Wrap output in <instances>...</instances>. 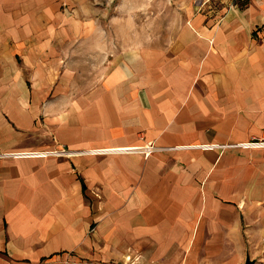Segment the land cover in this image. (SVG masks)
<instances>
[{
    "label": "crops",
    "instance_id": "0c3cea01",
    "mask_svg": "<svg viewBox=\"0 0 264 264\" xmlns=\"http://www.w3.org/2000/svg\"><path fill=\"white\" fill-rule=\"evenodd\" d=\"M93 3L0 0V155L74 153L0 157V264H264V0L122 47Z\"/></svg>",
    "mask_w": 264,
    "mask_h": 264
},
{
    "label": "rangeland",
    "instance_id": "374dc122",
    "mask_svg": "<svg viewBox=\"0 0 264 264\" xmlns=\"http://www.w3.org/2000/svg\"><path fill=\"white\" fill-rule=\"evenodd\" d=\"M94 1V0H93ZM198 0H97L89 18L101 20L109 41L118 36L120 45H132L128 36L135 34L166 37L175 32L177 24ZM87 16V15H86ZM142 39V38H141ZM137 43V42H136Z\"/></svg>",
    "mask_w": 264,
    "mask_h": 264
},
{
    "label": "built area",
    "instance_id": "2783aa9c",
    "mask_svg": "<svg viewBox=\"0 0 264 264\" xmlns=\"http://www.w3.org/2000/svg\"><path fill=\"white\" fill-rule=\"evenodd\" d=\"M231 146H219V145H201L200 149L210 151L214 149H222ZM237 147L242 149H264V138L252 141L249 143L239 144ZM124 151H119V149H102L94 150L93 154H130V153H139L143 152L144 154L149 155L152 153L155 148L153 146H147L143 148H124ZM109 150V151H108ZM74 153L70 152L68 149L62 148L52 151H27V152H14V153H5L0 155L1 158L5 159H40V158H50V157H71Z\"/></svg>",
    "mask_w": 264,
    "mask_h": 264
},
{
    "label": "water",
    "instance_id": "95a60500",
    "mask_svg": "<svg viewBox=\"0 0 264 264\" xmlns=\"http://www.w3.org/2000/svg\"><path fill=\"white\" fill-rule=\"evenodd\" d=\"M246 264H255V262L254 261H251L250 258H247Z\"/></svg>",
    "mask_w": 264,
    "mask_h": 264
},
{
    "label": "bare ground",
    "instance_id": "6f19581e",
    "mask_svg": "<svg viewBox=\"0 0 264 264\" xmlns=\"http://www.w3.org/2000/svg\"><path fill=\"white\" fill-rule=\"evenodd\" d=\"M193 148H199V146H197V147H193Z\"/></svg>",
    "mask_w": 264,
    "mask_h": 264
}]
</instances>
